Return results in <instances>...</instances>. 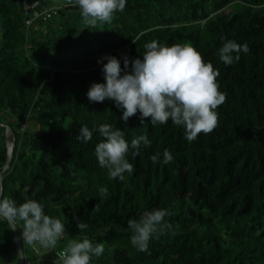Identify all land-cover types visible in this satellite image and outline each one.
I'll use <instances>...</instances> for the list:
<instances>
[{
    "label": "trees",
    "instance_id": "obj_1",
    "mask_svg": "<svg viewBox=\"0 0 264 264\" xmlns=\"http://www.w3.org/2000/svg\"><path fill=\"white\" fill-rule=\"evenodd\" d=\"M51 14L27 27L21 4L0 0V198L34 199L65 224L56 249L41 247L43 256L63 264L56 253L88 238L105 249L91 264H264V0H127L111 23L90 29L70 0ZM222 37L250 51L225 66ZM153 40L190 44L219 71L226 100L213 132L189 142L171 120L152 126L137 113L125 124L113 101L88 100L91 84L104 82L98 58L142 56ZM103 123L129 144L139 135L152 142L137 156L129 151L134 171L123 180L99 166L98 131L88 143L77 139L82 126ZM165 149L173 161L153 164L150 156ZM158 208L168 210L166 224L140 252L128 221ZM0 264H19L2 220Z\"/></svg>",
    "mask_w": 264,
    "mask_h": 264
},
{
    "label": "clouds",
    "instance_id": "obj_2",
    "mask_svg": "<svg viewBox=\"0 0 264 264\" xmlns=\"http://www.w3.org/2000/svg\"><path fill=\"white\" fill-rule=\"evenodd\" d=\"M70 2L79 7L82 19L89 29L95 28L98 23H111L115 13L123 12L127 5V0ZM222 40L219 59L225 66L238 61L241 53L250 51L247 43L241 45L225 37ZM144 47L146 51L143 55L135 58H129L126 54H122L120 58L114 55L98 58L104 82L91 84L86 93L88 100L92 103L113 101L122 112L120 120L125 124L137 113L141 123L150 118L152 126L164 125L171 120L184 130L185 139L189 142L196 140L201 133L213 132L218 124L216 110L226 100V94L219 90L217 82L219 71L187 43L166 45L153 40ZM96 131L103 139L95 145V155L99 166L106 169L109 178L113 180H123L124 173L131 174L134 171L133 164L127 158L130 150L133 156H137L152 145L146 135L133 138L129 144L124 133L108 123L93 129H89L87 125L82 126L77 139L88 143ZM173 159L168 149L150 156L153 164L166 165ZM100 196L107 199L108 189H100ZM168 215L167 209L158 208L146 212L139 220L130 219L128 228L132 233V245L140 252H149L150 241L159 238ZM76 219L79 229L87 227L79 218ZM0 220L7 221L13 229H16L17 222H23L20 238L24 246L55 248L66 232L61 219L47 215L44 204L34 199L18 205L11 198H0ZM104 250L103 244H93L90 239L83 238L72 242L65 249L63 264H91L93 256L99 258Z\"/></svg>",
    "mask_w": 264,
    "mask_h": 264
},
{
    "label": "rangeland",
    "instance_id": "obj_3",
    "mask_svg": "<svg viewBox=\"0 0 264 264\" xmlns=\"http://www.w3.org/2000/svg\"><path fill=\"white\" fill-rule=\"evenodd\" d=\"M44 7V9L49 11H55L65 6L67 0H39ZM1 30H0V38H1ZM9 137V132L7 133ZM8 157L10 159V152L12 150V144L8 140ZM6 167V166H5ZM4 167V168H5ZM72 242H69L65 245L64 249H66ZM56 249V248H55ZM49 250V249H48ZM43 249L41 246L36 245L35 247L23 245V257L24 260L31 262L32 264H62L61 262L54 259L52 256H43Z\"/></svg>",
    "mask_w": 264,
    "mask_h": 264
},
{
    "label": "built area",
    "instance_id": "obj_4",
    "mask_svg": "<svg viewBox=\"0 0 264 264\" xmlns=\"http://www.w3.org/2000/svg\"><path fill=\"white\" fill-rule=\"evenodd\" d=\"M21 4L24 14L28 17L26 22L27 27H29L33 21L41 19L43 21L50 18L51 11L44 9L39 0H14ZM64 251L57 252L56 255L58 259L63 260Z\"/></svg>",
    "mask_w": 264,
    "mask_h": 264
},
{
    "label": "water",
    "instance_id": "obj_5",
    "mask_svg": "<svg viewBox=\"0 0 264 264\" xmlns=\"http://www.w3.org/2000/svg\"><path fill=\"white\" fill-rule=\"evenodd\" d=\"M12 155V151L10 152V156ZM12 228V225H10ZM12 234H13V239L16 245L17 253H18V258H19V264H24V257H23V251H22V246H21V241L15 230L12 228Z\"/></svg>",
    "mask_w": 264,
    "mask_h": 264
}]
</instances>
